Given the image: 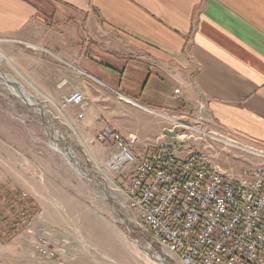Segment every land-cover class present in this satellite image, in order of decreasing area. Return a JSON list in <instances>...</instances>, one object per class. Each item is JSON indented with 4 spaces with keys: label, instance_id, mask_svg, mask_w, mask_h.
I'll list each match as a JSON object with an SVG mask.
<instances>
[{
    "label": "crops",
    "instance_id": "0c3cea01",
    "mask_svg": "<svg viewBox=\"0 0 264 264\" xmlns=\"http://www.w3.org/2000/svg\"><path fill=\"white\" fill-rule=\"evenodd\" d=\"M45 31L54 39L37 40ZM0 36L32 46L57 40L45 58L59 62L57 86L83 92L89 101L83 115L99 117L110 89L138 106L193 116L198 97L208 120L264 148V0H0ZM179 80L185 88L174 97ZM93 206L98 213L63 216L51 243L75 235L96 248V257L52 264H144L107 206ZM32 232L0 240V264H39Z\"/></svg>",
    "mask_w": 264,
    "mask_h": 264
},
{
    "label": "rangeland",
    "instance_id": "374dc122",
    "mask_svg": "<svg viewBox=\"0 0 264 264\" xmlns=\"http://www.w3.org/2000/svg\"><path fill=\"white\" fill-rule=\"evenodd\" d=\"M46 34L47 31L37 35L36 39H54L52 32L49 36ZM56 43L57 40L52 44L45 42L43 46H32L22 38L0 36V73L19 85L25 96L40 108L39 111L38 107L26 104L0 78V187L15 199L14 204L0 199V213L11 218L10 224L0 218V240L9 242L20 230L31 228L39 264L43 263L35 245L41 235L47 246L60 248L64 244L66 249V253L54 256L44 264L78 255L95 258L96 248L75 235L74 239L60 237L52 244V231L59 230L63 216L98 213L93 205L105 204L109 213L115 216L116 225L121 227L128 246L143 256L144 264H161L151 256L155 248L150 246L148 231L137 225L140 222L138 210L130 207L132 201L117 188L119 184L114 174L104 168L112 148L96 139L100 130L111 126L127 144L134 138L133 147L137 151L160 147L174 149L177 156L185 157L191 149L209 159L215 152L221 153L224 155L222 160L227 156L234 161V168L264 166L262 157L238 147L259 153H264V148L237 134L227 135L212 120L207 121L206 114L204 120H198L197 109L193 116L187 112L172 113L166 108L142 107L121 93V96L115 94L113 90L116 89H110L111 100L110 95L101 99L106 102V107L99 117L86 110L80 119L79 114L89 107V101L84 96V108L64 105V99L75 91H82L66 82L57 86L53 76L57 74L59 62L55 58L46 60L51 57L47 49H54ZM137 82L142 85L144 79ZM184 88V82L179 80L173 88V96L182 97ZM135 92L139 93L140 89ZM132 96L141 103L159 107L139 94ZM195 100L196 106L202 101L198 97ZM147 109L165 111L170 120ZM183 124L195 126L197 130L189 132ZM229 144L235 146L229 147ZM66 152L76 159H68ZM211 162L225 166L223 161L214 158ZM77 167L81 171V167L85 168V172L80 174ZM12 231L15 235L7 239Z\"/></svg>",
    "mask_w": 264,
    "mask_h": 264
},
{
    "label": "built area",
    "instance_id": "2783aa9c",
    "mask_svg": "<svg viewBox=\"0 0 264 264\" xmlns=\"http://www.w3.org/2000/svg\"><path fill=\"white\" fill-rule=\"evenodd\" d=\"M64 105L84 108L85 97L75 91ZM147 110L170 120L165 111ZM205 114L202 100L197 103V119L204 120ZM182 126L189 132L197 130ZM96 139L112 148L104 168L114 174L119 184L115 185L132 201L130 207L138 210L137 225L148 231L155 260L161 264H264V166L234 168L233 160L227 156L222 160L224 155L215 152L211 158L223 161L221 167L191 149L185 157L168 148L137 151L134 138L125 143L111 126L103 127ZM238 148L264 159V153ZM35 246L43 264L66 253L64 244L49 247L42 235Z\"/></svg>",
    "mask_w": 264,
    "mask_h": 264
},
{
    "label": "bare ground",
    "instance_id": "6f19581e",
    "mask_svg": "<svg viewBox=\"0 0 264 264\" xmlns=\"http://www.w3.org/2000/svg\"><path fill=\"white\" fill-rule=\"evenodd\" d=\"M0 77H2V80L10 87V89L14 92L15 95H17L18 97L22 98V100L24 101V99L26 100V104H28L29 106L32 107H38L36 106V104L34 102H32L27 96H25V94L23 93V90L21 89V87L19 85H17L13 80H11L10 78H7L5 75H3L2 73H0ZM40 111V108H37ZM68 159H76L75 157H73L71 155V153H64ZM77 171L80 174H83L84 172H82L78 167L76 168Z\"/></svg>",
    "mask_w": 264,
    "mask_h": 264
},
{
    "label": "trees",
    "instance_id": "16d2710c",
    "mask_svg": "<svg viewBox=\"0 0 264 264\" xmlns=\"http://www.w3.org/2000/svg\"><path fill=\"white\" fill-rule=\"evenodd\" d=\"M2 191H4L5 193L3 194ZM0 199H4L7 203H12V204H14L13 200H15V199H13V197L10 196V193L8 191H6L5 188H1V187H0ZM12 211L15 214V211L13 210V208H12ZM0 218L3 219V222L4 223H5V221H7L6 223L7 224H10L11 218L8 217V216H5L4 212H1L0 213ZM14 231L9 232L7 239H10V238H12L13 235H15V232ZM0 236H1V234H0Z\"/></svg>",
    "mask_w": 264,
    "mask_h": 264
},
{
    "label": "water",
    "instance_id": "95a60500",
    "mask_svg": "<svg viewBox=\"0 0 264 264\" xmlns=\"http://www.w3.org/2000/svg\"><path fill=\"white\" fill-rule=\"evenodd\" d=\"M0 78H2V77H0ZM24 101H26L25 99H24ZM68 146L66 145V148H67Z\"/></svg>",
    "mask_w": 264,
    "mask_h": 264
}]
</instances>
